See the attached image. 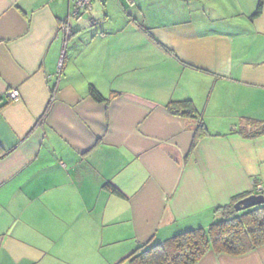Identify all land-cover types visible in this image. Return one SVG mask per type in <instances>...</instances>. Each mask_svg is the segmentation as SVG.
<instances>
[{
  "label": "crops",
  "instance_id": "obj_1",
  "mask_svg": "<svg viewBox=\"0 0 264 264\" xmlns=\"http://www.w3.org/2000/svg\"><path fill=\"white\" fill-rule=\"evenodd\" d=\"M258 1L0 0V264H128L264 185V135L231 131L264 123ZM171 101L202 116L193 151ZM197 264H264V246Z\"/></svg>",
  "mask_w": 264,
  "mask_h": 264
},
{
  "label": "trees",
  "instance_id": "obj_2",
  "mask_svg": "<svg viewBox=\"0 0 264 264\" xmlns=\"http://www.w3.org/2000/svg\"><path fill=\"white\" fill-rule=\"evenodd\" d=\"M264 0L258 1L256 16L261 14ZM89 96L98 103H108L110 99L101 96L94 88H89ZM114 97L111 96V99ZM167 113L198 122L190 150L196 143L208 135L201 114L191 101H171L166 105ZM243 138L255 139L264 135V123L247 122L244 127L231 129ZM104 188L118 197L122 193L111 184ZM256 182L253 190L233 198L229 204L215 209L220 221L211 224L207 229H195L179 233L163 242L139 245L122 262L128 264H197L207 252L231 257L244 256L264 246V203L236 211V204L248 197L264 198V185ZM121 262V263H122ZM120 264V263H119Z\"/></svg>",
  "mask_w": 264,
  "mask_h": 264
},
{
  "label": "built area",
  "instance_id": "obj_3",
  "mask_svg": "<svg viewBox=\"0 0 264 264\" xmlns=\"http://www.w3.org/2000/svg\"><path fill=\"white\" fill-rule=\"evenodd\" d=\"M94 1H101V0H75L73 8H72V15L76 16L79 14V12L89 9ZM68 35H69V31L66 29L64 31L65 40L68 38ZM9 97L11 99H17L18 97L17 92L11 91L9 93ZM258 189H260V186Z\"/></svg>",
  "mask_w": 264,
  "mask_h": 264
},
{
  "label": "water",
  "instance_id": "obj_4",
  "mask_svg": "<svg viewBox=\"0 0 264 264\" xmlns=\"http://www.w3.org/2000/svg\"><path fill=\"white\" fill-rule=\"evenodd\" d=\"M264 203V198L261 196L258 197H248L242 201H240L239 203L236 204V211H243L246 210L248 208L254 207L256 205L262 204Z\"/></svg>",
  "mask_w": 264,
  "mask_h": 264
},
{
  "label": "rangeland",
  "instance_id": "obj_5",
  "mask_svg": "<svg viewBox=\"0 0 264 264\" xmlns=\"http://www.w3.org/2000/svg\"><path fill=\"white\" fill-rule=\"evenodd\" d=\"M220 218H221V217L219 216V220H218V221H220ZM213 223H215V222H213ZM213 223H212V224H213ZM196 229H199V228H196ZM190 230H195V229H190ZM185 231H189V230H185ZM185 231H184V232H185Z\"/></svg>",
  "mask_w": 264,
  "mask_h": 264
}]
</instances>
